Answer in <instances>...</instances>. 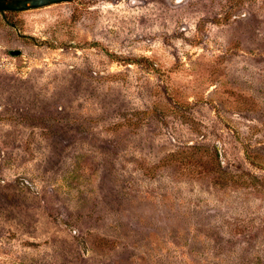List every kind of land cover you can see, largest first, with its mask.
<instances>
[{
	"label": "rangeland",
	"instance_id": "obj_1",
	"mask_svg": "<svg viewBox=\"0 0 264 264\" xmlns=\"http://www.w3.org/2000/svg\"><path fill=\"white\" fill-rule=\"evenodd\" d=\"M0 264H264V0L0 12Z\"/></svg>",
	"mask_w": 264,
	"mask_h": 264
},
{
	"label": "water",
	"instance_id": "obj_2",
	"mask_svg": "<svg viewBox=\"0 0 264 264\" xmlns=\"http://www.w3.org/2000/svg\"><path fill=\"white\" fill-rule=\"evenodd\" d=\"M66 1L72 0H0V12L5 14L8 11H24ZM12 53L19 55L21 50H13Z\"/></svg>",
	"mask_w": 264,
	"mask_h": 264
},
{
	"label": "trees",
	"instance_id": "obj_3",
	"mask_svg": "<svg viewBox=\"0 0 264 264\" xmlns=\"http://www.w3.org/2000/svg\"><path fill=\"white\" fill-rule=\"evenodd\" d=\"M11 12H16V11H11Z\"/></svg>",
	"mask_w": 264,
	"mask_h": 264
}]
</instances>
